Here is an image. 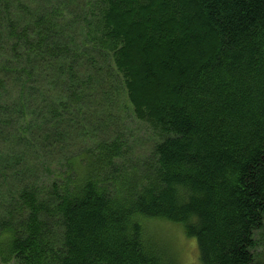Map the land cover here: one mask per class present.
<instances>
[{
  "label": "trees",
  "instance_id": "1",
  "mask_svg": "<svg viewBox=\"0 0 264 264\" xmlns=\"http://www.w3.org/2000/svg\"><path fill=\"white\" fill-rule=\"evenodd\" d=\"M264 264V0H0V264Z\"/></svg>",
  "mask_w": 264,
  "mask_h": 264
},
{
  "label": "rangeland",
  "instance_id": "2",
  "mask_svg": "<svg viewBox=\"0 0 264 264\" xmlns=\"http://www.w3.org/2000/svg\"><path fill=\"white\" fill-rule=\"evenodd\" d=\"M145 228L153 239L166 247L176 260L174 264H200L196 240L193 237L188 238L181 226L172 222L151 221Z\"/></svg>",
  "mask_w": 264,
  "mask_h": 264
},
{
  "label": "bare ground",
  "instance_id": "3",
  "mask_svg": "<svg viewBox=\"0 0 264 264\" xmlns=\"http://www.w3.org/2000/svg\"><path fill=\"white\" fill-rule=\"evenodd\" d=\"M178 261V260H177ZM261 264H262V262H261Z\"/></svg>",
  "mask_w": 264,
  "mask_h": 264
}]
</instances>
